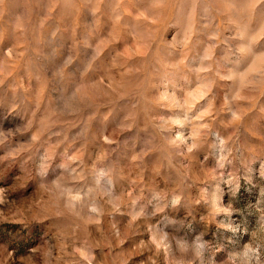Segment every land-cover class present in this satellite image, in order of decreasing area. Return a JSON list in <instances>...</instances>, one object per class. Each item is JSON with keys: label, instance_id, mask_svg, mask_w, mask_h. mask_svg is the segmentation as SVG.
I'll list each match as a JSON object with an SVG mask.
<instances>
[{"label": "rangeland", "instance_id": "1", "mask_svg": "<svg viewBox=\"0 0 264 264\" xmlns=\"http://www.w3.org/2000/svg\"><path fill=\"white\" fill-rule=\"evenodd\" d=\"M0 264H264V0H0Z\"/></svg>", "mask_w": 264, "mask_h": 264}]
</instances>
